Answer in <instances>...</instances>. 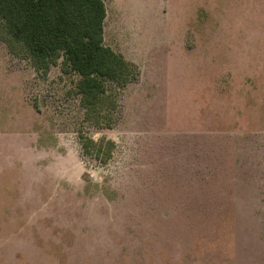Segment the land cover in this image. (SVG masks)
Returning a JSON list of instances; mask_svg holds the SVG:
<instances>
[{
  "label": "rangeland",
  "instance_id": "1",
  "mask_svg": "<svg viewBox=\"0 0 264 264\" xmlns=\"http://www.w3.org/2000/svg\"><path fill=\"white\" fill-rule=\"evenodd\" d=\"M104 2L140 72L111 128L0 33V264H264V0Z\"/></svg>",
  "mask_w": 264,
  "mask_h": 264
},
{
  "label": "trees",
  "instance_id": "2",
  "mask_svg": "<svg viewBox=\"0 0 264 264\" xmlns=\"http://www.w3.org/2000/svg\"><path fill=\"white\" fill-rule=\"evenodd\" d=\"M106 16L104 0H0L2 39L19 44L41 74L62 58V71L78 76L72 92L84 117L97 128L113 126L120 104L112 85L125 88L140 75L135 62L104 43ZM79 144L82 156L100 165L117 148L114 139L89 133L79 134Z\"/></svg>",
  "mask_w": 264,
  "mask_h": 264
}]
</instances>
